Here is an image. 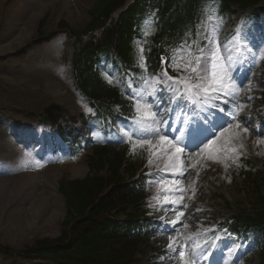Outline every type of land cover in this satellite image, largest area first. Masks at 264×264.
<instances>
[{"label": "rangeland", "instance_id": "obj_1", "mask_svg": "<svg viewBox=\"0 0 264 264\" xmlns=\"http://www.w3.org/2000/svg\"><path fill=\"white\" fill-rule=\"evenodd\" d=\"M91 4L92 0H0L1 245H9L18 250L37 238L58 236L66 213L64 199L58 191V180L63 176L80 178L91 173L86 161L91 152L90 149L80 159L70 162L54 161L48 166L40 167L38 163H31L28 158L25 160L22 153L20 154L21 150H26L29 154L38 155L40 148L37 145L23 142L19 143L21 148L17 150L18 142L8 136V130L19 131L25 122L22 114L18 117H10V113L14 111L38 113L51 104L63 106L71 113L79 110L81 102L69 87L71 85L70 70L64 65V56L68 55L70 43H64V51L60 49L66 32L59 28V24L64 22L71 27L83 26L89 20L87 10ZM252 14L247 15L246 20L244 17L243 20L239 18L235 25L230 27L228 23L224 24L227 19L217 17L216 12L212 10L207 14L208 18L197 27V41L204 40L206 44V38H212L219 44L224 42L220 44L218 51L225 57L230 56L227 63L230 65V74L236 82L241 85L242 82L246 84L247 73L251 68V89L242 85L238 97L233 99L230 95L228 99L235 103L241 101L242 95L254 93L256 85L262 83L260 79H255L254 72L264 61V55L257 54L258 49L264 51V15L260 17V20H255ZM43 17L49 19L43 26L47 37L38 39L37 28ZM237 30L242 33L238 35ZM227 41L229 42L226 44ZM139 43L137 40L136 44L139 45ZM253 56H255L254 60ZM240 79H242L241 82ZM238 116L236 115V120L240 122L239 128L231 121L223 136L219 137L207 152H199L197 155V158L202 160L201 167L203 169L209 167L205 178L207 181H217L221 175L217 176L216 171L212 170L218 165L231 163L239 156L248 157L251 161L248 166L259 168L264 175V137L259 139L250 133L249 127L245 126ZM244 128L248 131L244 132ZM152 145L151 150L146 145L140 146L143 154L138 156V161L145 160L149 153H154L157 155L152 162L159 166L166 157L161 156L155 150L154 144ZM51 147L50 142L48 149ZM200 163L199 160V165ZM188 166L189 170L195 166L199 169L197 164H192L190 167L189 163ZM202 179L203 176L199 178V182ZM157 181L155 179L151 183V203L165 204V195L169 200H175V193L165 194L161 191L164 187L158 185ZM238 181L240 178L235 180L236 184L228 187L229 201L235 210L247 206L245 195L240 187L243 180L241 178V182L238 183ZM191 184L194 190L195 181ZM262 188L264 190V181H262ZM166 217L168 216L163 215V218ZM178 230L172 237L177 244H186V251L191 253V258L195 260L194 252L189 250L190 247L188 248L191 235L195 230L186 228ZM244 243H246L244 246L240 243L235 244V249L232 250L234 251L232 256L237 255L238 261H231L230 254L226 264L228 262L229 264H257L258 255L253 251L255 249L252 237ZM168 244L169 238L165 241H162L160 237L152 239L150 247L141 255V264H180L178 257L172 258L168 253ZM152 253L153 256H151ZM0 264L54 263L41 259H17L11 262L0 252Z\"/></svg>", "mask_w": 264, "mask_h": 264}, {"label": "trees", "instance_id": "obj_2", "mask_svg": "<svg viewBox=\"0 0 264 264\" xmlns=\"http://www.w3.org/2000/svg\"><path fill=\"white\" fill-rule=\"evenodd\" d=\"M205 0H92L88 10L89 20L83 26L59 24L71 40L72 75L77 86L86 95L90 106L101 108L120 103L128 108L125 95L124 73L127 68L147 72L157 66L159 53L184 36L199 14ZM222 9L231 5L241 7L261 4L264 0H217ZM158 11L161 28L149 37L155 47L147 57L146 71L140 66V54L135 53L132 40L142 29L147 12ZM47 20V21H46ZM46 17L40 20L36 36L45 37ZM109 60L108 67H115L119 79L111 83L96 65ZM137 62V64H136ZM150 69V70H151ZM135 77L141 80L139 75ZM51 121L58 122L62 108L50 106L45 110ZM123 152H111L109 147L97 146L88 163L93 174L84 178L62 177L58 190L66 205V215L57 237H41L21 249L1 245L0 251L11 260L22 258L52 259L56 264H139L138 252L147 246L148 238L130 234L143 214V190L137 183L127 182L123 173L132 175L137 167L132 160L124 163ZM106 169L108 174H104ZM249 200L253 211L241 210L242 226L255 224L264 230V191L259 179L253 178ZM138 187V188H137ZM125 213V217H118ZM115 214V215H114ZM264 243V239H263ZM264 264V249L260 263Z\"/></svg>", "mask_w": 264, "mask_h": 264}, {"label": "snow or ice", "instance_id": "obj_3", "mask_svg": "<svg viewBox=\"0 0 264 264\" xmlns=\"http://www.w3.org/2000/svg\"><path fill=\"white\" fill-rule=\"evenodd\" d=\"M206 44L202 47H197L193 52V59L183 62V67L179 68V72L182 74H178L175 77L168 76L167 69H164L161 77L158 79L163 80L165 84L164 88L154 90L151 95L153 97L151 102L144 100L142 96L137 95L135 91H131L129 94L133 99V107L136 110L138 115L134 119L131 126H126L127 130L121 128L120 132L114 133L116 136L117 142H128L135 140L138 144L143 146H148L149 150L152 149V139L155 138L159 141V144L162 146L160 150V155H166L170 153L172 149H176V152H182L183 149L177 147L173 140L168 139L166 135H162L160 129L167 124V120L165 116L167 113L172 111L171 104L173 102L179 103L182 99H188L192 103H199V97L205 96L209 99H217L219 96H235L239 94L240 87L242 86L240 83L235 81V78L230 74V65L227 61L230 59L229 57H225L223 53H220L218 49L221 45L212 38H206ZM255 47V46H253ZM143 53V49L139 50ZM257 54L264 55V51L261 49L257 50ZM180 57H173L169 63L170 67H173L174 71L178 70L177 61L180 60ZM255 59V56L252 57ZM140 66L146 71V57L141 55L140 57ZM161 62L164 63L165 60L161 57ZM251 68H249L246 78V85L251 89ZM194 81V82H192ZM111 83V81H109ZM181 88L183 91H181ZM160 92L161 95H157L156 92ZM171 92V95H167ZM215 93L216 95H212ZM249 101L253 99V97L249 96L247 98ZM225 104L228 103L227 100L224 101ZM161 104L164 107H161ZM153 105L155 106V111H153ZM214 107H218L214 105ZM237 107H242L241 105H237ZM220 112H224V108H219ZM247 119V118H246ZM232 122L236 124V127H240V122L236 120L235 113L232 115ZM168 130L171 131V127H168ZM225 130V126H221V129L218 130L219 135L223 136ZM244 132H247L248 129L244 128ZM217 133H213L212 137L206 138V141H202V143H207L208 145L215 144ZM166 146V147H165ZM136 145H133V149H135ZM243 147V145H240ZM235 151V149H233ZM170 158V157H169ZM151 164L152 161H149ZM172 167V165H165L164 171H168V169ZM173 176L176 173H172ZM179 175H183V172H180ZM166 183L165 180L161 179L157 181V184L163 186ZM178 192H183V189H177ZM165 203H171L172 208L166 209V211H171L175 216L176 220H169L166 223L171 225L172 232H178L179 230L176 228V224L180 222L183 217V211L179 210L178 205L183 204V196L181 195L179 200H169L168 196L164 197ZM187 205H184L186 208ZM163 220L164 218L161 217ZM165 231H169V229H165ZM186 244H177L175 238L171 235L169 236V244H168V253L171 254L172 258L178 257L180 260V264H195V260L191 258V253L186 251ZM197 247H199L197 245ZM203 258H206L204 253L200 254Z\"/></svg>", "mask_w": 264, "mask_h": 264}]
</instances>
